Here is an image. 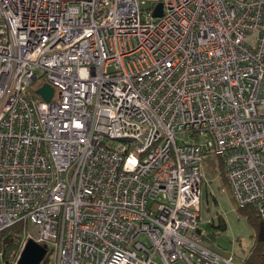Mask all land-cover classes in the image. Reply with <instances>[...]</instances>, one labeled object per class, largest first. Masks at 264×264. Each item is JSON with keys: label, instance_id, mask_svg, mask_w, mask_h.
<instances>
[{"label": "built area", "instance_id": "obj_1", "mask_svg": "<svg viewBox=\"0 0 264 264\" xmlns=\"http://www.w3.org/2000/svg\"><path fill=\"white\" fill-rule=\"evenodd\" d=\"M206 151L264 222V0H0V232L32 224L21 249L237 264L199 228Z\"/></svg>", "mask_w": 264, "mask_h": 264}, {"label": "rangeland", "instance_id": "obj_2", "mask_svg": "<svg viewBox=\"0 0 264 264\" xmlns=\"http://www.w3.org/2000/svg\"><path fill=\"white\" fill-rule=\"evenodd\" d=\"M43 82V78L35 80L30 88V94L37 96L34 92L35 87ZM109 142L124 145L119 143L120 141ZM204 167L205 165H203L204 178L199 185V228L202 232L203 242L221 255H233L237 264H243V260L253 244L254 228L248 223L243 211L233 201L226 179L223 178V175L218 174V164L215 163L216 170L212 174ZM219 220H223L225 224L223 230L215 227ZM26 230L27 234H33V225L28 224ZM137 239L147 241L142 233L138 235ZM23 240L24 235H22L20 249L15 260L19 255ZM39 264H54L53 245H47L46 254Z\"/></svg>", "mask_w": 264, "mask_h": 264}, {"label": "trees", "instance_id": "obj_3", "mask_svg": "<svg viewBox=\"0 0 264 264\" xmlns=\"http://www.w3.org/2000/svg\"><path fill=\"white\" fill-rule=\"evenodd\" d=\"M202 168L209 172H215V163L219 167V175H223V164L219 154L213 151L203 152ZM246 216L248 223L254 228L253 244L248 255L243 260V264H264V222H262L255 205H247L240 208ZM215 226V225H214ZM219 230L225 228L223 220H219L215 226ZM26 225L22 222L16 223L3 229L0 232V264H15L16 254L20 249V241ZM205 236V235H204Z\"/></svg>", "mask_w": 264, "mask_h": 264}, {"label": "water", "instance_id": "obj_4", "mask_svg": "<svg viewBox=\"0 0 264 264\" xmlns=\"http://www.w3.org/2000/svg\"><path fill=\"white\" fill-rule=\"evenodd\" d=\"M161 14L162 5L158 3L153 10V16L159 17ZM52 92V86L47 83L43 84L39 89L36 90V94H38L45 101L50 99ZM197 232L199 233L200 230L198 229ZM45 254L46 247L44 245H40L28 238L20 250L15 264H39Z\"/></svg>", "mask_w": 264, "mask_h": 264}]
</instances>
